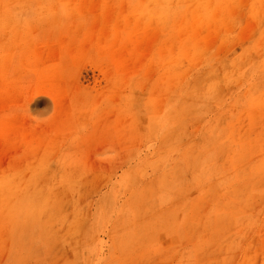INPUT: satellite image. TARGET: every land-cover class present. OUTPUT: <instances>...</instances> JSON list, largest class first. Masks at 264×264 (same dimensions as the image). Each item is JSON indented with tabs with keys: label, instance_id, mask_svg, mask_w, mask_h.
Listing matches in <instances>:
<instances>
[{
	"label": "rangeland",
	"instance_id": "obj_1",
	"mask_svg": "<svg viewBox=\"0 0 264 264\" xmlns=\"http://www.w3.org/2000/svg\"><path fill=\"white\" fill-rule=\"evenodd\" d=\"M0 264H264V0H0Z\"/></svg>",
	"mask_w": 264,
	"mask_h": 264
}]
</instances>
